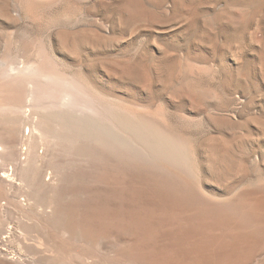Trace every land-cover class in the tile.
Instances as JSON below:
<instances>
[{
  "label": "bare ground",
  "instance_id": "obj_1",
  "mask_svg": "<svg viewBox=\"0 0 264 264\" xmlns=\"http://www.w3.org/2000/svg\"><path fill=\"white\" fill-rule=\"evenodd\" d=\"M79 1L0 0V264H264L247 104L145 109L117 88L216 68L115 59L132 17H70Z\"/></svg>",
  "mask_w": 264,
  "mask_h": 264
},
{
  "label": "rangeland",
  "instance_id": "obj_2",
  "mask_svg": "<svg viewBox=\"0 0 264 264\" xmlns=\"http://www.w3.org/2000/svg\"><path fill=\"white\" fill-rule=\"evenodd\" d=\"M70 17H132L118 30L115 40L119 43L110 47L113 58L128 59L138 51L158 69L162 65L175 69L185 59L199 66L213 65L216 71L190 70L184 77L185 91L169 88L162 93L155 78L149 85L150 94L139 82L117 90L123 94L132 90L147 110L163 101L171 113L194 118L219 106L229 108L232 97L239 95L247 104L244 118L250 123L246 148L264 156L260 131L264 129V0H81ZM105 42L110 46L112 41ZM157 47L165 53L155 52ZM174 76L175 83L182 79ZM152 100L156 104L150 106Z\"/></svg>",
  "mask_w": 264,
  "mask_h": 264
}]
</instances>
